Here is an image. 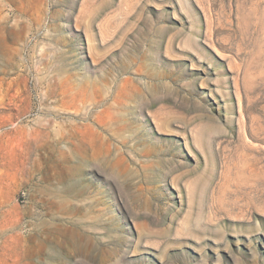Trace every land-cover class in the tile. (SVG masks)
Instances as JSON below:
<instances>
[{
  "label": "rangeland",
  "instance_id": "1",
  "mask_svg": "<svg viewBox=\"0 0 264 264\" xmlns=\"http://www.w3.org/2000/svg\"><path fill=\"white\" fill-rule=\"evenodd\" d=\"M0 264H264V0H0Z\"/></svg>",
  "mask_w": 264,
  "mask_h": 264
}]
</instances>
